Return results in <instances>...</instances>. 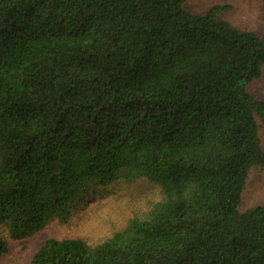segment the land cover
Instances as JSON below:
<instances>
[{
	"label": "trees",
	"instance_id": "16d2710c",
	"mask_svg": "<svg viewBox=\"0 0 264 264\" xmlns=\"http://www.w3.org/2000/svg\"><path fill=\"white\" fill-rule=\"evenodd\" d=\"M185 1L0 0L8 235L117 180L161 194L104 241L48 238L30 264H264V204L239 209L250 169H264V100L247 91L264 33Z\"/></svg>",
	"mask_w": 264,
	"mask_h": 264
},
{
	"label": "rangeland",
	"instance_id": "374dc122",
	"mask_svg": "<svg viewBox=\"0 0 264 264\" xmlns=\"http://www.w3.org/2000/svg\"><path fill=\"white\" fill-rule=\"evenodd\" d=\"M214 5L226 9L219 17L232 25L264 33L263 2L261 0H186L184 8L192 13H203ZM247 91L256 99L264 100V69L253 80ZM258 135L264 150V126L255 116ZM161 198L158 185L146 178L117 180L106 186L92 188L88 196L76 203L63 220L50 217L41 226L22 237L12 238L7 227L0 223V236L7 243V251L0 255V264H30L33 254L48 238H80L95 245L124 228L130 218L144 212ZM264 204V169H250L241 193L240 210Z\"/></svg>",
	"mask_w": 264,
	"mask_h": 264
}]
</instances>
